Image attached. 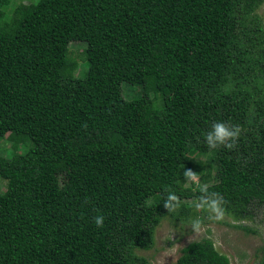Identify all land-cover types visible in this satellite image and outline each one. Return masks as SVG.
<instances>
[{
  "label": "trees",
  "instance_id": "trees-1",
  "mask_svg": "<svg viewBox=\"0 0 264 264\" xmlns=\"http://www.w3.org/2000/svg\"><path fill=\"white\" fill-rule=\"evenodd\" d=\"M13 3L0 0V264H151L139 252L166 218L264 208L263 0ZM217 122L239 130L232 147L207 143ZM206 168L212 184L195 185ZM175 264L230 260L203 238Z\"/></svg>",
  "mask_w": 264,
  "mask_h": 264
},
{
  "label": "rangeland",
  "instance_id": "rangeland-1",
  "mask_svg": "<svg viewBox=\"0 0 264 264\" xmlns=\"http://www.w3.org/2000/svg\"><path fill=\"white\" fill-rule=\"evenodd\" d=\"M12 1L14 5L11 4V7L8 8L9 13L21 1L23 4H28L32 0ZM256 16L262 21L264 27V0L257 9ZM84 48H86V43L72 42L70 45L71 55L78 57V52L82 54ZM77 60L81 62V58ZM123 91L126 93L124 95L126 99L132 98L135 94V88L127 84L123 85ZM189 156L193 159L197 158L195 151H191ZM213 172L209 174V169L206 168L203 170L205 180H202L200 175H194L192 181L195 185L201 184L203 187L211 185L214 178ZM4 182H0V191L5 189L6 182ZM183 202L195 203L191 199ZM198 205L196 209L191 210L185 221L174 218L163 220L155 230L153 247L148 251H140L139 254L146 257L151 264H175L182 254V249L189 243L209 238L213 241L217 251L229 258L230 264H257L261 258L262 248H264V208L251 207L250 218L234 221L221 213L219 209H204Z\"/></svg>",
  "mask_w": 264,
  "mask_h": 264
},
{
  "label": "clouds",
  "instance_id": "clouds-1",
  "mask_svg": "<svg viewBox=\"0 0 264 264\" xmlns=\"http://www.w3.org/2000/svg\"><path fill=\"white\" fill-rule=\"evenodd\" d=\"M239 135V130L226 125L224 122H217L213 124L211 129L206 134L207 143L211 147H216L219 144H226L228 140H234ZM227 147H232V144H226ZM213 210L217 208V202L212 201L211 205ZM199 207V205H198ZM95 223L99 227L103 223V217L97 216Z\"/></svg>",
  "mask_w": 264,
  "mask_h": 264
}]
</instances>
